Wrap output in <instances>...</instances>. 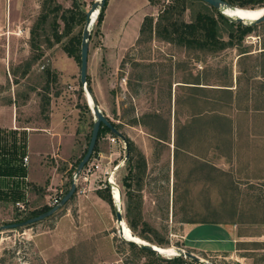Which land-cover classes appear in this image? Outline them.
I'll return each mask as SVG.
<instances>
[{
    "label": "rangeland",
    "instance_id": "1",
    "mask_svg": "<svg viewBox=\"0 0 264 264\" xmlns=\"http://www.w3.org/2000/svg\"><path fill=\"white\" fill-rule=\"evenodd\" d=\"M56 1L63 7L71 5V0ZM93 1L77 3L87 11ZM174 1L153 0L152 16L156 18ZM110 3L107 0L100 26L95 22L97 10L90 27L87 78L99 108L118 122L120 132L144 155L142 220L156 231L145 233L149 238H164L169 246L152 243L159 253L149 254L137 244H129L147 241L133 234L126 224L125 144L120 137L106 133L76 179L72 199L43 220L0 230V264H168L166 258L178 255L174 247L197 254L205 260L203 264H264V20L256 23L240 47L204 52L162 40L154 33L135 37L136 26L121 24L120 14L109 16ZM187 3L182 18L190 21L205 3ZM42 4L43 0H0V97L8 96L10 74H21L30 63L25 80L33 89L40 88L35 90L37 95L48 94L68 120L79 115L81 155L92 127V100L79 81V71L70 73L69 64L77 61L67 55L63 43L47 47L41 35L38 40L43 54L34 60L38 51L30 47L29 30ZM258 8L232 6L223 12L231 20L245 16L241 23L249 24L259 16ZM83 25H76L74 32H82ZM222 36L226 38L224 28ZM242 48L247 50L245 54H239ZM45 68L56 74L48 89ZM193 85L200 87H190ZM227 85L232 89L231 101L230 94L218 89ZM226 102L230 106L225 107ZM195 115L204 118L200 133L190 138L191 145L188 136L183 138L181 133L180 142H176L174 131L183 130ZM216 115L232 119L234 146L228 157L224 155L228 149L219 144L218 137H211L215 124L211 125L208 118ZM134 120L137 124L131 125ZM167 129L168 140L159 142L152 135L153 130L164 135ZM177 143L181 147L176 148ZM73 166L66 173L62 192H52L50 200L69 187ZM106 184L113 206L102 207L93 194ZM116 208L123 216L120 222L116 221ZM183 218L221 221L231 236L224 239V227L217 223H201L186 241L184 228L197 223L183 222ZM117 226H122L123 235L118 234ZM142 226L140 223L139 229ZM188 242L220 250L184 248Z\"/></svg>",
    "mask_w": 264,
    "mask_h": 264
},
{
    "label": "trees",
    "instance_id": "2",
    "mask_svg": "<svg viewBox=\"0 0 264 264\" xmlns=\"http://www.w3.org/2000/svg\"><path fill=\"white\" fill-rule=\"evenodd\" d=\"M151 4H153V0H148ZM188 0H175L173 4H168L165 8L160 10L157 14L156 18L152 15H145L141 22L139 28V38L143 35L151 36L153 33L162 40H166L169 42H173L177 45L184 46L186 48L204 51V52H217L228 47H240L244 38L250 33L254 32L256 28V23L244 24L236 20L228 19L225 15L221 14L218 10L213 8L211 11L208 8V4L205 3L204 7H199L194 13L193 18L190 21H185L183 17V13L188 8ZM200 1V0H199ZM230 3L232 6L239 7H263L264 0H225ZM202 2V1H200ZM204 3V2H202ZM107 0L104 5L99 9L98 16L95 20L96 24L100 26L104 19V11L106 8ZM85 10L82 9L77 0H71L70 7H63L56 0H43L42 10L38 15L36 21L30 27L29 30V38H30V47L33 50H37L38 53L34 55V60L41 57L43 54L40 46V41L38 38L43 35L44 42L47 43V47H51L55 43H63V49L67 53L68 56L73 57L77 63H80V44H81V34L82 32H74V28L76 25L83 23L85 21ZM225 29L226 38L222 36V29ZM66 39V40H65ZM138 39V38H137ZM247 50L242 48L239 54H245ZM44 73L46 75V89L48 88L49 83L56 79V74L53 73L48 68H45ZM190 83V82H189ZM199 83V82H192ZM87 85L90 87V82L87 78ZM223 86H226V84ZM190 87H200V86H190ZM223 92L230 94L231 101V91L232 89L227 85V87L218 88ZM49 97H44V102L48 103ZM230 106L229 102L225 103V107ZM108 118V117H107ZM202 118L201 116H193L187 123V126L182 130L176 129L174 133L177 132V138L175 139L179 141V133H181L183 138L184 136H188L187 140L191 145V140L196 133H200V129H202ZM209 122L214 125V129H205L207 133H211V137H218L219 144L223 145L228 151L226 152V157L230 156V151L234 146V140L232 137V119L227 115H216L215 118H208ZM111 124L119 130L118 122L112 121L108 118ZM137 124L134 120L131 122V125ZM145 125V124H144ZM217 125V126H216ZM200 127V128H199ZM205 126L203 127V129ZM178 130V131H177ZM120 131V130H119ZM168 129L166 130L164 135L159 133H155L153 130V137L159 141H165L169 139ZM184 134H183V132ZM110 133L108 127L102 125L100 127L98 133V139L102 137L104 134ZM174 134V135H175ZM187 134V135H186ZM124 135V134H123ZM213 135V136H212ZM125 136V135H124ZM196 137V136H195ZM98 139L94 148V151H97ZM125 140L127 143V152L128 157L127 161V173L123 180V185L125 189H127V195L125 200V218L128 227L132 231L133 234L138 237L159 245V246H169L164 238L156 236L157 238H149L145 232L156 233L155 229L148 226L147 222L142 220V198L140 195L141 185H142V177L145 173L146 169V161L142 152L136 150L134 144L125 136ZM180 142V141H179ZM210 143H213L210 141ZM208 143L209 146L211 144ZM187 144V145H189ZM216 144V143H215ZM180 145H182L180 143ZM178 143L176 148L181 147ZM218 145V144H217ZM217 145L213 147H217ZM86 149V148H85ZM218 149V147H217ZM85 152V150H84ZM82 155L75 161L73 164L74 168L77 166L78 162L82 158ZM12 153H16L12 151ZM10 153V154H12ZM230 182H232V178L228 175ZM226 180V181H229ZM109 184H106L105 188H97V194L106 200L111 206H113L112 199L109 192ZM68 189V188H67ZM67 189L61 194V196L67 191ZM73 197V196H72ZM258 200L256 201V203ZM51 206H43L40 209L31 210L28 214L16 218V221L35 216L41 212L48 210ZM232 209H234L231 206ZM231 209V211H232ZM235 211V209H234ZM232 211V212H234ZM235 213V212H234ZM233 214V213H232ZM231 214V215H232ZM235 215V214H233ZM181 221L187 223H221V221L202 219L199 221L192 220L191 218H183ZM227 222L233 223V221L226 220ZM225 222V221H222ZM142 223V226L139 229V224ZM130 245L137 246L135 243L128 241ZM140 250L147 252L149 254H155L153 251L145 249L137 246ZM168 264H184L185 260L183 257L177 255L171 258L165 259Z\"/></svg>",
    "mask_w": 264,
    "mask_h": 264
},
{
    "label": "crops",
    "instance_id": "3",
    "mask_svg": "<svg viewBox=\"0 0 264 264\" xmlns=\"http://www.w3.org/2000/svg\"><path fill=\"white\" fill-rule=\"evenodd\" d=\"M154 11V6L148 0H111L108 14L110 17L113 13L116 16L120 14L123 18L121 24L129 22V25L136 26L134 35L137 37L143 17L153 15ZM30 65L22 69L19 75L16 72L10 74L8 96L5 99L0 97V222L15 221L31 210L50 206L51 193L57 190L62 192L66 173L82 155L79 154L80 143L77 142L78 131L82 126L79 115H73L68 120L50 98L48 103L44 102L48 94L37 95L35 90L38 92L40 88L33 89L30 82L25 80L30 73ZM68 67L71 74L79 71V65L74 61ZM107 134L114 135L111 131ZM15 150L16 153H12ZM24 156L26 161H23ZM93 197L102 207L109 204L96 190ZM67 211L65 215L69 214V209ZM199 224L184 228L183 238L186 241ZM100 231H104L101 225ZM223 232L226 233L224 239L231 236L225 227ZM188 243L184 248L220 250V247L206 249ZM229 249H224V252Z\"/></svg>",
    "mask_w": 264,
    "mask_h": 264
},
{
    "label": "water",
    "instance_id": "4",
    "mask_svg": "<svg viewBox=\"0 0 264 264\" xmlns=\"http://www.w3.org/2000/svg\"><path fill=\"white\" fill-rule=\"evenodd\" d=\"M105 1L106 0H95L92 2L89 9L85 12V21H84V25L82 28V34H81L79 81L82 85H84V89H85L86 94H89V96L92 99V106H90L89 104L88 105H89L90 111L93 115V122H92V127H91L90 136H89V140H88L86 150H85L82 158L80 159V161L78 162V164L74 170V173L72 175V178H71V181H70V184H69L67 191L61 196V198L59 199V201L56 204L52 205L48 210L41 212L35 216H31V217H28V218H25V219H22L19 221L1 224L0 230L23 227V226H27V225H30L32 223L38 222L40 220H43V219L49 217L50 215H52L56 210H58L60 207L65 205L68 200H70V198L75 193V189H76L75 178H77L79 176V174L82 171V169L84 168V166L90 160L91 155L94 151L97 139H98V133H99L100 127L102 125L108 127L112 134L120 137L124 141L125 147L127 148L125 136L117 128H115L111 124V122L108 120L107 116L99 108L97 101H96L91 89L87 85L88 46H89V37L91 34V28L90 27H91V25L95 19V17L93 18L92 15H93L95 10L100 9L104 5ZM200 1L208 4L209 6H212L213 8L218 10L223 15H224L223 9L225 7L232 8V5L225 0H200ZM261 8L264 9V6ZM235 19H236V21H239V22L242 21L241 17H238ZM263 20H264V11L262 12V14H260V16H258L254 21H252L250 23H258V22H261ZM126 153L127 154H126L125 158H127V156H128V152H126ZM115 216H116V221L120 222L123 220V216L121 214L120 208L115 209ZM117 232L119 235L120 234L123 235L122 226H120V227L117 226ZM130 242H133L142 248L151 250L154 253H159V251L153 246V244L148 242V241L146 243H144V242L138 243L135 241H130ZM174 248H175V250L179 256L186 257V258H188L194 262H201L200 257L197 254L190 252V251H187L181 247H174Z\"/></svg>",
    "mask_w": 264,
    "mask_h": 264
},
{
    "label": "built area",
    "instance_id": "5",
    "mask_svg": "<svg viewBox=\"0 0 264 264\" xmlns=\"http://www.w3.org/2000/svg\"><path fill=\"white\" fill-rule=\"evenodd\" d=\"M26 159H27L26 156H24V157H23V161H26ZM78 177H79V176H78ZM78 177H77V178H78ZM77 178H75V181H76ZM60 193H61V192H60ZM60 198H61V195L56 196V197H53V198L51 199V201H50V206L56 204V203L59 201ZM17 205H18L19 207H21V208H24V206H23L22 204H20V203H17ZM200 260H201V262H194V261H192V260H189L190 262H188V263H184V264H203V263L205 262V260L202 259V258H200Z\"/></svg>",
    "mask_w": 264,
    "mask_h": 264
},
{
    "label": "bare ground",
    "instance_id": "6",
    "mask_svg": "<svg viewBox=\"0 0 264 264\" xmlns=\"http://www.w3.org/2000/svg\"><path fill=\"white\" fill-rule=\"evenodd\" d=\"M225 8H228V7H225ZM97 10H99V9H97ZM97 10L94 11V13H93V15H92L93 18H94V15H95V13H96ZM263 11H264V9L260 7V8H258V9H256V14L260 16V14H262ZM233 14H234V13H233ZM238 17H241V18H242V22H244L245 16H236L235 18H238ZM257 17H258V16H257ZM257 17H256V18H257ZM256 18H254L253 21H254ZM91 100H92V99H91Z\"/></svg>",
    "mask_w": 264,
    "mask_h": 264
}]
</instances>
